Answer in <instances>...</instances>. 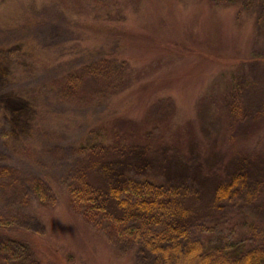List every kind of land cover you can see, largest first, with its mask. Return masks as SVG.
<instances>
[{
    "label": "rangeland",
    "instance_id": "obj_1",
    "mask_svg": "<svg viewBox=\"0 0 264 264\" xmlns=\"http://www.w3.org/2000/svg\"><path fill=\"white\" fill-rule=\"evenodd\" d=\"M22 3H30L54 21H45L36 32L23 37L29 52L20 48L21 41L16 45L7 43L10 45L0 52V57L11 66L6 80L0 76V94L15 88L30 98H41L29 139L11 137L4 125V115L0 114V152L22 178L19 182L22 189L17 188V193L0 192V217H14L10 223L14 227L20 220L27 234H21L25 240H18L16 235L0 239L8 246L5 254L8 264H136L135 252L122 251L73 208L67 184L74 158L68 146L62 149L58 146L64 140H82L87 125L96 129L98 140L103 132L110 133L109 142H115L112 135L116 131H132L136 126L143 141L160 153L165 144H172L179 152L178 160L191 159L190 155L199 157L196 161L201 162L200 173L206 178L201 192L206 200L210 199L214 191L210 183L223 177L217 165L222 156L231 157L237 151L252 155L259 151L256 147L264 140V18L259 20L264 12L263 2L0 0V20L11 22L13 12ZM104 23L122 27L125 37L137 42L126 44L122 52L127 63L119 75L123 88L127 83L128 90H121L122 84L117 85L115 90L96 99L93 95L103 89L97 92L92 77L80 72L87 59L76 51L90 47L120 54L115 48L120 40L116 35L113 37V32L106 35L94 32L95 26ZM150 31L184 38L187 46L191 43L225 58L209 62L197 75L181 81L176 72L180 73L183 61L193 62V56L171 49L173 54L163 53L157 59L146 57L147 53L141 51L146 42L139 35ZM67 53L72 57H65ZM80 75L88 82L84 102L77 104L71 102L65 88L68 79ZM166 76H171L170 80ZM58 78L63 85L54 83ZM252 82L257 88L253 89L256 85H251ZM94 111L98 115L92 122L90 114ZM254 116L257 120L238 135L237 130L242 128L236 126L239 118L251 120ZM196 139L199 148L191 152V142ZM24 141L32 144L31 154L22 151ZM196 176L189 174L183 182L193 183L192 187L198 190ZM34 182H43V186L35 188ZM49 192L55 196L53 204ZM260 203L263 204L261 201L248 204L243 199L229 204L222 210V214L226 211L224 217L205 224L210 229L197 235L211 248L254 245L261 237L259 225L264 226V210L260 214L256 211Z\"/></svg>",
    "mask_w": 264,
    "mask_h": 264
},
{
    "label": "trees",
    "instance_id": "obj_2",
    "mask_svg": "<svg viewBox=\"0 0 264 264\" xmlns=\"http://www.w3.org/2000/svg\"><path fill=\"white\" fill-rule=\"evenodd\" d=\"M262 2L264 5V0ZM261 18H264V12L259 20ZM50 20L54 21L51 17H44L37 9L31 7L30 3H22L20 8L13 12L11 22L0 20L2 36L0 52H4L10 45L7 43L16 45L18 41L22 42L20 48L29 52L30 48L23 37L33 34L37 27ZM95 29L94 32L103 35L113 32V37L116 35V39L120 40L115 46L120 54L116 51L109 54L103 49L90 47L76 51L83 59H87L83 62L86 65L80 72L92 77L91 83L97 92L103 89L99 94L93 95L95 93L93 88L92 95L98 99L105 96L106 91L115 90L117 85L122 84L121 90H128L127 83L123 88V79L119 75L123 64L127 63L122 52L126 44L129 46L136 44L137 41L126 38L122 27L117 28L104 23L95 26ZM6 34L11 37H5ZM141 34L140 39L146 42L141 51L143 54L146 52L145 56L150 59L160 58L163 53L173 54L172 50L193 56V62L183 61L178 70L180 73L176 72L177 79L181 81L197 75L209 62L223 61L225 58L215 51L208 53L202 47L191 43L187 46L184 38H173L168 34H156L152 31ZM206 48L210 50L209 47ZM65 57L72 56L67 53ZM119 60L122 61L121 64L118 63ZM10 69V63L6 62L3 56L0 57V76L3 80H6ZM170 78L171 76H166L165 79ZM87 82L84 75L72 76L66 81L67 92L64 91L71 98V102L77 104L81 103L80 101L84 102L86 96L83 93ZM54 83L63 85L59 78ZM251 85L256 83L252 82ZM133 89L134 87L130 91ZM29 96L15 88L0 94V114L4 115V125L14 139L22 140L25 137L29 139L32 135L30 132L41 98ZM90 103L88 102V105ZM233 110L236 111L235 104ZM97 115L98 112H92L89 121L94 122ZM256 120V116L251 120L239 118L236 126L242 125V128L237 130V134H243L248 129V124H253ZM135 128L132 131L125 129L116 131L112 135L115 142H109L110 133L103 132L98 140L95 138L96 129L87 125L82 132L85 136L82 140H64L58 146L61 149L68 146V151L74 158L69 170L71 173L67 189L75 211L83 215L86 221L106 235L110 242L118 245L122 251L133 254L135 252L136 264H264L262 225L258 227L261 237L254 245H241L234 249L211 248L197 235L199 231L210 229L205 224L224 217L226 211L222 214V210L237 201L244 199L248 204L253 201L258 204L261 201L263 204L256 205V211L260 214L264 210L263 138L256 147L259 151H255L254 154L251 152L252 155L246 151H237L231 157L222 156L217 165L223 177L210 183L214 187L213 196L206 200L204 192H201V188L205 187L203 180L206 178L200 173L201 162L196 161L200 160L199 157L190 155L191 159L186 157L178 160L179 155L176 154L179 152L172 144H165L160 153L152 144L144 142L137 133L138 128L136 130ZM24 142L22 151L31 154L32 144ZM191 146V152L199 148L197 139L191 142ZM6 157L0 152V192L12 195L17 193V188L22 189L19 183L22 178L18 170L3 160ZM189 174H197L194 180L196 179L198 183V190L192 187L193 183L183 182ZM41 184L43 186V182H34V187L41 188ZM48 198L53 204L55 196L49 192ZM17 203L19 204V201ZM13 219L14 217L10 219L0 217V239L16 235L18 240H25L21 234L27 236L24 232L26 229L20 220L17 221L19 225L15 224V227L14 224L10 225ZM16 232L20 234L17 235ZM3 242H0V262L8 264V258L5 256L8 246ZM28 248L31 249L29 246Z\"/></svg>",
    "mask_w": 264,
    "mask_h": 264
}]
</instances>
